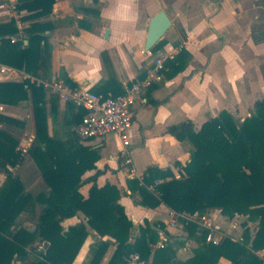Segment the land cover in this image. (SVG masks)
<instances>
[{
  "label": "trees",
  "instance_id": "trees-1",
  "mask_svg": "<svg viewBox=\"0 0 264 264\" xmlns=\"http://www.w3.org/2000/svg\"><path fill=\"white\" fill-rule=\"evenodd\" d=\"M54 1L18 0L17 9L27 11L22 19L29 24L17 41L8 37L18 33L14 21L0 24L1 63L24 68L36 76L41 71L48 74L51 44L46 31L53 25L40 19L51 14ZM162 43L158 41L151 50L157 51ZM188 56L181 48L173 59L165 62L161 73L172 77L182 70ZM60 77L70 88H77L66 73ZM114 81L111 78L105 86L91 91L107 94L109 84ZM111 89L112 95L122 92L118 85ZM28 96L33 105L35 135L25 154L39 170L45 188L37 193L27 191L18 174L7 171V166L15 168L23 160L18 145L25 121L0 114V170L6 173L0 185V264H13L15 260L20 264H71L89 229L98 238L90 249L87 264H99L110 245L114 247L106 264H118L133 251L149 260L152 245L159 238L156 227L163 228L164 224L145 220L132 239L133 223L119 202V188L109 182L99 186L98 170L83 177L86 171L96 168L100 158L99 148L81 144L72 131L86 110L72 101L66 102L61 122L66 137L61 138L54 131L50 134L48 127L49 116L56 119L58 113L56 94L47 96L43 87L34 84H30L28 94L23 82H0V103L16 105ZM167 132L179 141L191 142L189 161L175 162L178 177L170 167L150 166L141 179H128L127 187L139 195V204L149 208L164 204L176 213L189 215L217 209L227 219L245 215L247 221L256 222L253 235L244 223L240 238L225 234L218 243H212L206 242L205 229L183 220L186 239L194 240L196 246L186 260L177 263L217 264L224 258L228 264H264L258 254L264 249V95L254 102L252 112L243 120H236L230 112L222 110L197 130L191 120H184L169 125ZM85 183H90L86 196L81 192ZM35 205L41 207L40 212L35 228L28 230L17 219L22 211ZM79 212L85 222L64 229L61 222ZM173 240L177 245L185 242L181 237ZM36 242L42 248H37ZM175 257L173 245L167 243L155 249L151 261L173 264Z\"/></svg>",
  "mask_w": 264,
  "mask_h": 264
},
{
  "label": "crops",
  "instance_id": "crops-1",
  "mask_svg": "<svg viewBox=\"0 0 264 264\" xmlns=\"http://www.w3.org/2000/svg\"><path fill=\"white\" fill-rule=\"evenodd\" d=\"M160 9L165 10L168 16L171 10L176 11L184 33L177 37L176 44L170 49L163 51L159 48L155 51L153 60L151 58L148 63L152 53L144 51V40L150 17ZM25 14L27 11L22 9L16 12V16L4 20L14 21L18 28L15 35L19 38L24 36V29L29 24V21L22 19ZM40 20L50 21L53 25L46 31L51 44L48 74L44 75L41 71L40 76H36L24 68L5 64L10 70L0 73V82H23L28 74L62 81L60 75L64 72L77 83L75 89H99L112 78L115 83L109 84L108 93L117 85L123 91L125 86L134 82H149L142 87L134 103L135 118L127 131L130 144L126 153L115 134L103 139H79L85 146L99 148L100 154L95 163L96 168L86 171L83 177L87 178L98 170L96 182L99 186L109 182L119 188V202L133 223L130 230L132 239L145 220L150 223L162 222L163 228L156 227L157 232H163L162 236L158 235L157 242L163 240L164 244L173 245L176 251L173 259L175 264L186 260L196 243L186 239L183 220L198 225L199 213L179 214L164 204L154 208L142 206L139 204V195L131 193L127 187V180L141 179L143 172L150 166L170 167L174 175L179 176L175 162L185 164L189 161L193 145L189 140L179 141L167 132L169 125L191 120L197 130L222 110L240 116L239 120L252 112L254 102L264 95V72L260 68V64H264V0H55L51 14ZM144 21L146 28L142 47L139 48L137 29ZM106 29L109 30L107 37L104 36ZM23 43H27V40L23 39ZM179 46L189 56L182 70L167 78L155 69L154 59L159 53L178 52ZM158 74L161 75L160 79L156 78ZM45 90L47 96H58L57 117L52 119L49 116L48 119L49 133L54 131L59 137L65 138L61 122L66 102L70 100ZM2 105L5 111L0 114L25 121L18 145L23 152V160L17 167L7 168L18 174L25 190L37 193L45 188V183L40 174L31 173L30 169L36 166L25 154L35 135L30 96L16 105ZM5 176L6 173L0 171V185ZM89 187L90 183L81 187L84 196ZM40 208L35 205L22 211L18 223L33 230ZM30 213L36 214L35 221L26 227L27 222L23 223L21 218H26ZM204 213L212 217L216 233L221 238L225 234L233 239L240 238L244 223L249 226L251 235L256 230V222L247 221L245 215L227 219L217 209H209ZM81 221L85 222V219L83 213L79 212L64 219L61 225L67 229ZM174 237H181L185 242L177 245ZM97 238L98 235L89 229L71 264H87L90 249ZM35 245L42 248L38 242ZM113 247L110 245L107 248L99 264H106ZM258 254L264 259V249L259 250ZM13 264H20V261L15 260ZM217 264H228V261L220 258Z\"/></svg>",
  "mask_w": 264,
  "mask_h": 264
},
{
  "label": "built area",
  "instance_id": "built-area-1",
  "mask_svg": "<svg viewBox=\"0 0 264 264\" xmlns=\"http://www.w3.org/2000/svg\"><path fill=\"white\" fill-rule=\"evenodd\" d=\"M18 0H0V24L5 19H11L16 16ZM11 21V20H10ZM8 21V22H10ZM11 41L20 40L17 35L8 36ZM182 46H179V50ZM177 51L167 53H159L154 59L155 69L161 71L165 69V62L174 58ZM10 70L9 66L0 62V73ZM157 79L161 75L156 76ZM149 82H134L131 85L124 87V90L116 95L111 93H96L86 88L72 89L62 81L56 78L42 79L30 74L26 75L23 80V86L27 91H30V84L43 87L57 93L62 99L70 100L86 110V113L81 118L80 122L72 127V131L80 140L85 139H103L109 134H115L119 137L122 146L127 152V147L130 144L128 129L132 125L135 118L134 103L137 97L140 96L142 87L147 86ZM5 108L0 104V113H4ZM130 161L129 158L126 159ZM160 180H157V182ZM198 226L205 229L206 242L218 243L221 239L216 233V226L212 217L207 213L199 214L197 217ZM171 224H173L171 222ZM162 236V231L157 232ZM164 241H158L152 245V249L163 247ZM118 264H154L151 260H145L136 252H130L125 259Z\"/></svg>",
  "mask_w": 264,
  "mask_h": 264
},
{
  "label": "rangeland",
  "instance_id": "rangeland-1",
  "mask_svg": "<svg viewBox=\"0 0 264 264\" xmlns=\"http://www.w3.org/2000/svg\"><path fill=\"white\" fill-rule=\"evenodd\" d=\"M169 17H170V19L172 21V24H171V26L168 28V30L164 33V35L160 39V40L163 41L162 45L160 46V49L163 50V51H166V50L170 49L174 44H176V42L178 40L177 37L179 35H183V33H184L183 29L181 28L180 21H179V18H178V15H177L176 11L171 10L170 14H169ZM145 28H146V21L142 22V24L139 25L138 29H137V31H138V37L137 38H138L139 48L142 47V41H143V38H144ZM150 52L152 53V56H150V58L148 59V61H147L148 63L151 62V58L153 60L154 51L150 50ZM260 68H262L263 72H264V64H260ZM263 78H264V76H263ZM249 111H251V110L249 109ZM233 117L236 120H239V118H240V116H235V115H233ZM6 169H7L8 172H11V173L14 172L13 170H8V168H6ZM30 171H31V173H34L36 175L40 174L39 170L36 167H32L30 169ZM35 215H36L35 213H30V214H28V216L26 218H21L23 223L27 222V223H25L26 227L29 226L28 223H32V224L34 223Z\"/></svg>",
  "mask_w": 264,
  "mask_h": 264
},
{
  "label": "water",
  "instance_id": "water-1",
  "mask_svg": "<svg viewBox=\"0 0 264 264\" xmlns=\"http://www.w3.org/2000/svg\"><path fill=\"white\" fill-rule=\"evenodd\" d=\"M172 21L165 10L160 9L154 15H152L148 22L147 32L144 40V51H150L151 48L161 39L164 33L171 26ZM109 30L106 29L104 36L107 37ZM175 264V260H172Z\"/></svg>",
  "mask_w": 264,
  "mask_h": 264
}]
</instances>
